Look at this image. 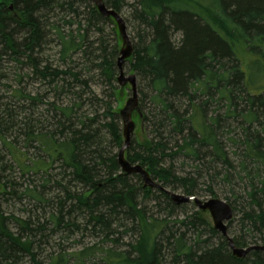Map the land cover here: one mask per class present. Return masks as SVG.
<instances>
[{
    "label": "trees",
    "instance_id": "trees-1",
    "mask_svg": "<svg viewBox=\"0 0 264 264\" xmlns=\"http://www.w3.org/2000/svg\"><path fill=\"white\" fill-rule=\"evenodd\" d=\"M104 1L119 12L120 0ZM83 4L85 8L79 10ZM59 12L62 16L51 21ZM131 15L140 31L138 41L131 42L132 54L126 61L139 78L143 126L151 124L155 135L142 136L141 142L135 143L141 151L131 153L128 147L125 156L131 164L143 166L163 188L145 186L139 173L124 174L117 153L104 146L100 129L94 127L95 118L79 119L74 102H46L53 111V124L27 122L30 127L27 125L24 142L43 150L47 163L29 165L22 160L26 153L11 146L12 159L20 171L32 175L46 174L52 163L60 160L69 181L81 185L79 192L64 189V199L49 217L55 227L76 228L79 216L75 215L80 214L86 219L84 229L101 235L103 242L118 243L110 237L113 233L136 234L128 242V250L83 247L73 255L76 264H264V250H250L243 258L234 256L226 236L197 209L170 220L174 212L192 202L174 204L167 192L171 191L168 187H181L180 194L195 196L204 180L206 191L215 195L212 184L223 183L229 189L225 199L238 216L241 232L229 235L231 219L227 222L228 236L239 247L264 244V0H134ZM106 21L114 22L103 18L90 0H0V69L8 56L10 61L29 65L33 76L54 90L63 89L59 81L68 79L61 76L70 75L69 79L72 76L82 82L77 73L53 67L41 58V49L54 35L63 59L77 50L86 53V31H100L99 25ZM73 24L75 30L71 29ZM64 25L69 27L67 32ZM173 32L181 34L177 43L171 38ZM115 54L114 49L107 53L110 58L102 55L99 63L108 81L114 79ZM68 81L65 84L70 87ZM14 92L18 100L33 104L43 103L45 97L25 93L20 87ZM146 99L151 111L144 113ZM108 111L110 120L104 127L120 148L123 138L115 121L117 113ZM224 143L235 149V162ZM179 156L190 163L193 172L180 174L173 169L171 162ZM166 160L170 161L168 166L163 164ZM129 175L138 178V184L131 182ZM36 188L27 192L40 202L42 192ZM3 189L0 185V194L5 193ZM140 197L152 199L166 214L152 213ZM67 217L73 218L72 222ZM36 223L39 221L30 217L8 216L0 208V264H41L35 253V237L46 228ZM115 224L124 228L114 230ZM190 231L196 235L193 241L188 238ZM97 254L102 255L95 262L92 257ZM67 261L60 253L48 264Z\"/></svg>",
    "mask_w": 264,
    "mask_h": 264
},
{
    "label": "rangeland",
    "instance_id": "rangeland-1",
    "mask_svg": "<svg viewBox=\"0 0 264 264\" xmlns=\"http://www.w3.org/2000/svg\"><path fill=\"white\" fill-rule=\"evenodd\" d=\"M120 1L119 13L125 20L127 34L132 44H134L138 41L137 34L138 31H140L131 15V6L134 0ZM84 8L85 6L83 4L82 7H79V10H83ZM12 15L15 16L16 13L12 12ZM59 16H62V12H59L57 17H52L51 21L58 20ZM69 17L70 16H67L65 19ZM79 19H81V17L78 18V20ZM82 24L86 23L82 21ZM99 26L101 28L100 31H96L94 28H88L85 33L86 41L84 47H86V53L77 50L73 53L70 52L68 56L63 59L59 52L57 39L54 35H50L47 38V44L43 45L40 52V57L48 61L53 67L59 66L63 69H70L72 73H77L79 75V80H82V82L74 80L72 76L69 79L70 75L61 76L60 78H68L65 82L69 80L68 83H70L71 86H66L65 82L60 80L59 84H64L63 89L54 90L52 85L47 84L46 81L35 78L31 73L29 65L10 61V57L8 56L4 59L0 69V97L3 96L2 106H0V118L4 122V125L0 126V185L4 188L3 190L5 192H1L0 194V208L2 212L8 216L13 215L19 218L30 217L33 222L38 220L39 223L45 225L46 229L38 232L35 237V253L41 264H48L53 257L60 253L65 254L68 258L67 264H76V258L73 255L81 248L91 245H97V248H102V250L111 248L114 250H128V242L133 241L136 237V234L134 235L130 231L127 232L126 235L113 233L110 237L119 240L118 243L112 241L103 242L101 235L95 236L88 228L84 229L86 219L80 214L75 215L76 217L79 216L77 218L78 223L75 222L77 224L76 228L71 227V225L55 227L53 223L50 222L49 217L50 214L57 212L60 200L64 199V189L67 188L70 192H79L81 190V185L69 181L71 177L66 175L68 174V170L65 169L60 160H55L46 174L43 172L38 175H32L29 174V172L20 171L8 150V148L12 146L16 151L23 152V154L26 153V155L22 156V160L25 159L26 163L29 165L36 162H48L49 158L43 150L34 143L26 144L24 142L26 137L24 133L27 131L28 127H30L27 122L31 124V121H41L45 124H53V111L46 102L56 100L57 105H66L74 102V110L79 119L95 118L94 127L100 129L104 146L109 148L113 153L118 152L119 148L113 144L111 135L107 128L104 127V123L110 120L107 116L110 108L111 112L117 113L115 121L118 123L120 130H122L119 110L124 106L131 92L129 85L120 90V85L116 80L118 75L116 65L114 66V79L111 81H108L107 75L102 72V68L99 66V63L102 61V55H107V53L109 54L114 49L117 53L113 60L115 62L118 51L122 45L115 22L106 21L102 22ZM82 28H84V26ZM71 29L75 30L76 24H73ZM63 30L67 32L69 27L64 25ZM180 36L181 34L179 32H173L171 38L173 42L177 43ZM100 47H103L105 51L103 52V50H100ZM108 57L110 58V55ZM128 62L129 61H126L123 64L125 75L135 73L134 70H131ZM19 77H21V81H18ZM140 85L142 86V83H140ZM17 87H20L23 92L30 93L31 95L39 94L45 96L43 97V103L33 104L18 100L14 95V91ZM136 87L138 98H140L138 76L136 77ZM144 105V113L145 111H151V104L148 99L145 100ZM47 108L49 111H47ZM135 119L136 125L131 136L132 142H130L129 146L131 153L134 151H141V149L137 147V144L141 142L142 136L146 135L148 138H152L155 135L151 130V124L149 125L145 122L144 126H142V130H140L139 120L137 118ZM38 127L40 126L38 125ZM230 135L231 134H229V136ZM224 144L229 148V158L235 162L236 155L233 154L235 149H232V147L230 148V143ZM171 163L173 169L180 174L193 172V167L190 166V163L180 156ZM163 164L168 166L170 161L166 160ZM104 170L103 168V171ZM64 171L66 172L65 174ZM129 177L131 182L138 184V178L132 175H129ZM45 180L48 181L45 183V188L42 189L41 185L44 184ZM56 182H59L61 186L57 185ZM140 182L142 181L140 180ZM200 182L199 194H196V197L201 200L219 198L227 202L225 197L229 196V189L226 185L215 181L212 184L215 195H211L206 191L208 183H205L204 180ZM239 185L240 184H237L235 186L237 187ZM35 186L37 187L36 189L42 192L43 199L40 202L32 198L29 192H27L29 188ZM168 189L176 193H183L181 187H177L173 190L168 187ZM12 192H15V194H12ZM139 200L142 202V205H145L152 213L164 216L167 212L162 206L154 205L155 202L152 199L145 200L140 197ZM193 206L195 205L189 203L187 206L181 208V210L177 209L178 211L174 212V214L169 217L170 220H173L176 216H188L193 210L197 209L196 206L194 208ZM203 214L212 226L210 215L208 213ZM237 217V215L232 217L229 230V235L231 237L241 233L238 230ZM72 219L67 217V220H71V222ZM124 222L129 227V224L126 223V221ZM10 226L14 229L13 225L10 224ZM89 226L91 227V225ZM116 228L121 231L124 227H118L116 224L112 226V229L116 230ZM206 232L207 231H205V234ZM187 234L191 241L196 237L191 231ZM202 237L205 238L206 235ZM215 240L216 239L212 238V241ZM101 255L102 254H97L93 256V261L98 262ZM26 260H28L27 257L25 258V261Z\"/></svg>",
    "mask_w": 264,
    "mask_h": 264
},
{
    "label": "water",
    "instance_id": "water-1",
    "mask_svg": "<svg viewBox=\"0 0 264 264\" xmlns=\"http://www.w3.org/2000/svg\"><path fill=\"white\" fill-rule=\"evenodd\" d=\"M96 7L98 13L105 19L113 20L118 28V35L121 39L122 45L119 49V55L116 60L118 68V75L116 80L120 85V90L124 89L127 85L130 86V96L127 98L124 106L119 110V116L122 121V138L123 143L117 152V162L121 167L124 174L139 173L143 179L144 185L151 188H163L158 184L149 174V172L140 164H131L125 152L128 149L131 141V136L134 132L137 116L139 118L140 129H142V115L139 109L138 93L136 88V75L130 73L124 74L123 64L132 54V45L130 38L126 31V24L123 17L118 11L106 6L104 0H90ZM12 6L10 5L9 8ZM174 204H182L192 201L198 210L202 213H209L213 228L226 236L227 244L232 254L237 258H243L250 250H264V244L249 245L247 247H239L235 244L233 239L227 234V222L233 217V209L231 205L225 200L219 198H209L201 200L200 198L192 195L187 196L180 193L167 191Z\"/></svg>",
    "mask_w": 264,
    "mask_h": 264
},
{
    "label": "bare ground",
    "instance_id": "bare-ground-1",
    "mask_svg": "<svg viewBox=\"0 0 264 264\" xmlns=\"http://www.w3.org/2000/svg\"><path fill=\"white\" fill-rule=\"evenodd\" d=\"M188 202H192V201H188ZM188 202H186V203H188ZM193 203V202H192ZM194 204V203H193ZM195 205V204H194ZM196 206V205H195ZM197 208V207H196ZM198 209V208H197ZM202 213V212H201ZM209 214V213H208ZM213 225V224H212Z\"/></svg>",
    "mask_w": 264,
    "mask_h": 264
}]
</instances>
